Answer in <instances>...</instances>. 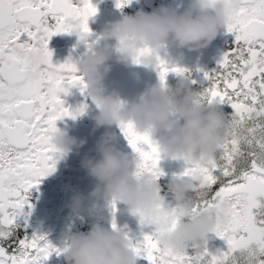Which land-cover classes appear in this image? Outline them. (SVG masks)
Here are the masks:
<instances>
[{
  "label": "snow or ice",
  "instance_id": "1",
  "mask_svg": "<svg viewBox=\"0 0 264 264\" xmlns=\"http://www.w3.org/2000/svg\"><path fill=\"white\" fill-rule=\"evenodd\" d=\"M130 3L117 0L116 6ZM97 11L93 0H0V264H45L54 252L66 250L46 233L28 231L32 190L61 158L52 143L56 122L76 118L87 107L74 110L64 100L71 87L84 93L86 85L71 57L53 62L49 42L58 33H76L78 43L92 48L96 40H89V19ZM230 17L226 31L234 40L217 67L204 70L210 83L199 97V102L233 109L226 139L211 164L187 165L182 172L185 178L199 172L205 181L194 190V214L230 201L227 222L214 232L225 244L210 250L207 242L193 245V253L172 252L161 247L154 232L139 241L129 236L130 250L150 264H264V0H238ZM41 47L46 56L40 78L33 79L29 60ZM157 71L164 84L170 72L191 74L161 56ZM119 127L136 153L137 175H164L161 148L150 132L132 121ZM111 205L115 211L117 202ZM112 227L120 229L115 216Z\"/></svg>",
  "mask_w": 264,
  "mask_h": 264
},
{
  "label": "clouds",
  "instance_id": "2",
  "mask_svg": "<svg viewBox=\"0 0 264 264\" xmlns=\"http://www.w3.org/2000/svg\"><path fill=\"white\" fill-rule=\"evenodd\" d=\"M237 3L238 0H191L182 13L164 7L160 11L124 14L108 22L95 45L87 48L76 62L86 85L85 92L98 108L92 117L94 128L110 129L132 121L139 130L150 132L163 157L182 160L186 165L211 164L226 139L228 120L218 106L199 102L201 92L192 87L191 74L179 75L175 85L159 79L131 102L122 99L115 90L109 91L105 79L112 71L111 60L157 71L158 57L168 44L190 51L208 47L220 30L226 28L230 10ZM112 40L115 45L109 43ZM145 49L151 51L142 54ZM45 56L43 47L32 52L31 78H40L39 68ZM86 142L58 127L52 134V143L61 157ZM117 143V134L106 131L97 142V156H85L81 161L87 174L97 181L89 195L126 205L141 227H152L162 248L186 252L193 245L202 247L209 234L227 222L231 209L228 200L194 214V190L205 183L201 173L185 178L182 171L169 177L168 190L176 201L170 208L162 195L160 179L151 174L137 175L136 156L118 148ZM83 204V196L73 197L74 207L82 208ZM88 213L93 215L94 208L89 206ZM131 243L122 229L108 228L99 222L86 232L66 231L62 237L66 264H137Z\"/></svg>",
  "mask_w": 264,
  "mask_h": 264
},
{
  "label": "flooded vegetation",
  "instance_id": "3",
  "mask_svg": "<svg viewBox=\"0 0 264 264\" xmlns=\"http://www.w3.org/2000/svg\"><path fill=\"white\" fill-rule=\"evenodd\" d=\"M74 2L78 3V0H74ZM116 2L117 0H93L98 11L89 19V26L92 30V35L89 37L90 41L96 40L108 22L122 18L124 14H135L141 10L145 12L160 11L164 7L179 13V6L183 3V0H131V3L123 9L117 8ZM233 40L234 34L228 33L226 28H222L208 47L201 49L200 53H194L197 55L184 54L180 61L173 65L189 69L193 80L196 81L192 83V87L202 92L210 83L204 77V70L210 71L217 67L218 60L223 52L230 47ZM78 41L79 37L76 33H58L54 35L49 42V48L53 51V62H63L71 57L72 61L76 63L87 50V45L78 43ZM109 43L115 45L114 40ZM215 44L219 47L213 48ZM178 48L174 43L168 44L161 50L160 55L167 56ZM109 63L112 64V71L106 77L105 85L109 91L115 90L125 101L131 102L146 86L159 81V73L156 70H149L138 65L125 66L115 60H111ZM178 79L179 75L170 72L166 82L175 85ZM62 96L74 110L82 104H86L87 107L84 113L76 118L65 116L57 120V127L67 130L70 135L86 139L87 142L68 156L61 157L56 164L55 171L42 178V182L38 187L32 190L30 200L34 208L31 209L33 220L29 228H60L62 222H67L66 228H68V231L86 232L96 222L111 228L113 216H115L119 228H128L123 230L124 232L132 231L134 238H143L135 235L136 228L142 227L136 218L126 210V205L118 203L114 211L111 201H102L100 198L94 200V197L90 196L87 190L82 191L84 188H90V192H92L97 181L87 174V171L81 165V161L85 156H97V142L106 131H114L117 134L118 148L135 156L136 153H134L118 125H113L110 129L107 127L94 128L95 121L92 117L98 112V108L86 92L81 93L78 86H73L68 93L62 94ZM161 160L173 164V167L167 169L160 165L164 172V175L159 178L160 181L168 179L173 173L182 172L187 166L182 160L173 162L174 160L163 156ZM77 194L83 196L84 201L88 202V208L89 206L94 208V213L99 221L91 219L88 209L74 207L73 197ZM118 212H121L126 219L125 221L129 224L128 226L121 227L119 225L116 218ZM106 217L108 219L105 221ZM56 233V231L52 232L49 236Z\"/></svg>",
  "mask_w": 264,
  "mask_h": 264
},
{
  "label": "rangeland",
  "instance_id": "4",
  "mask_svg": "<svg viewBox=\"0 0 264 264\" xmlns=\"http://www.w3.org/2000/svg\"><path fill=\"white\" fill-rule=\"evenodd\" d=\"M219 45L215 44L213 46V48H218ZM213 105H216L220 108V110L223 109V104H213ZM224 114V113H223ZM225 117H228L226 114H224ZM169 179V178H168ZM168 179L166 181H164L162 183V187H166V183L168 182ZM84 190H87V192L90 194V188H84L82 189V191ZM162 195H164L162 193ZM93 197V196H92ZM90 198V197H89ZM94 200L97 199V197H94L93 198ZM105 199H102V201H104ZM175 199L174 198H168L166 197V204L171 208V207H174L175 206ZM83 207L85 209H88V202H85L84 201V204H83ZM91 217V219L94 221L97 220V215L94 213L93 215H89ZM108 219V217H106L104 220L106 221ZM33 220V217L30 216V221H29V225L31 224ZM99 221V220H97ZM69 222V221H68ZM68 225L67 222H62L61 225L59 226L60 228H28L29 229V232H33V231H39V232H42V233H46L48 235V238L58 247H63V244H62V237H63V233H65L66 231H68V228H66V226ZM57 232L56 234L54 235H51L49 236L52 232ZM134 241H139V240H142L143 238H134L133 237V232L132 231H125ZM136 239V240H135ZM220 243H225L222 239L220 241ZM62 262H64V255L63 253H60L59 255L56 254L55 252L46 260L45 264H62ZM137 264H150V262L144 258V257H137Z\"/></svg>",
  "mask_w": 264,
  "mask_h": 264
},
{
  "label": "water",
  "instance_id": "5",
  "mask_svg": "<svg viewBox=\"0 0 264 264\" xmlns=\"http://www.w3.org/2000/svg\"><path fill=\"white\" fill-rule=\"evenodd\" d=\"M191 3V0H183V3L179 6V13H182L183 11H185L189 5ZM200 53V50H195V51H190L188 50L187 48H178L177 50H174L172 51L171 53H169L167 56L164 54L161 55L162 58H164L165 60H167L170 64H176L180 61L181 57L184 55V54H189V55H197V54H194V53ZM181 161V160H179ZM173 162H178V160H174ZM160 165L161 167L163 168H172L173 167V164L171 163H168L167 161H164V160H161L160 161ZM117 221L119 223V225L121 227H126L128 226L129 224H127V222L125 221L126 219L122 216L121 212H118L117 214ZM149 226L147 227H142V228H137V231L135 233L136 236H140V237H144V235L146 233H151L153 232V229L152 227L150 226V228H148ZM122 230H125V229H128V228H120Z\"/></svg>",
  "mask_w": 264,
  "mask_h": 264
},
{
  "label": "trees",
  "instance_id": "6",
  "mask_svg": "<svg viewBox=\"0 0 264 264\" xmlns=\"http://www.w3.org/2000/svg\"><path fill=\"white\" fill-rule=\"evenodd\" d=\"M222 113L226 114L228 117H225L227 120L230 118V114L232 113L233 109L231 108L230 105L228 104H223V109L221 110ZM167 179H164V180H161L160 183H161V186H162V183L164 181H166ZM166 187H162V193L163 194H168L169 197H173L171 195V193L169 192L168 190V182L166 183ZM174 198V197H173ZM29 231V229H28ZM22 235V233H21ZM221 241V238L217 237L215 235V233H210L209 234V238H208V246L210 248V250H215L216 247H219L221 245H224L225 243H220ZM189 253H193L195 252V248H193L192 246L188 249ZM62 264H66V261L62 262Z\"/></svg>",
  "mask_w": 264,
  "mask_h": 264
}]
</instances>
